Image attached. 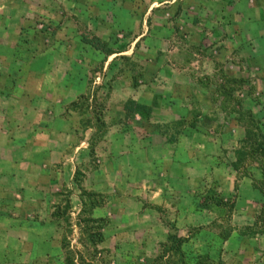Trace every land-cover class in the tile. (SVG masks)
I'll list each match as a JSON object with an SVG mask.
<instances>
[{"label": "crops", "instance_id": "1", "mask_svg": "<svg viewBox=\"0 0 264 264\" xmlns=\"http://www.w3.org/2000/svg\"><path fill=\"white\" fill-rule=\"evenodd\" d=\"M228 59L264 82V0L0 2V264H67L60 188L101 222L109 264L174 234L227 264H264L245 211L264 202L261 175L231 178L223 97L196 81ZM253 92L261 118L264 83ZM229 193L239 210L225 232Z\"/></svg>", "mask_w": 264, "mask_h": 264}, {"label": "rangeland", "instance_id": "2", "mask_svg": "<svg viewBox=\"0 0 264 264\" xmlns=\"http://www.w3.org/2000/svg\"><path fill=\"white\" fill-rule=\"evenodd\" d=\"M5 1L6 0H0L1 3ZM31 21L33 22V17L31 18ZM228 61L229 62L227 63L218 62V65H216V68L218 69L216 76L209 77L201 75L197 77L196 81L205 87H210L211 85L217 86V91L213 93L215 101L220 102L222 100L221 97H223V105L222 107L220 106V109L227 114V126L229 132L233 136V140L230 144L231 156L229 158L231 163V178H254L253 176L258 173L261 175L258 182L261 184V189L264 192V153L262 151V148L264 147V114L259 118V116H255L253 108L248 107L252 104L250 102L253 100V97H256L257 99L260 97L259 95L254 94L253 90L257 85L264 83L262 80L263 78L259 80V78L247 77L245 74L240 77L236 76L238 70L244 71L245 68L249 69L248 65L243 63H240L239 65V63L232 59H228ZM225 69H227L229 73H225ZM219 86H223L226 92H221ZM248 97L251 100L247 99ZM244 101L246 102V105L243 103ZM188 102L194 117H198V115L202 114L203 111L201 105H199L200 103H198V99L196 100L195 97H193ZM262 113H264V109L262 110ZM220 126L221 125H219V128ZM253 168H257L259 172L253 171ZM232 169H234L233 172ZM212 182H210V184ZM66 190L67 189L62 190L61 188L55 190V196L57 198L55 199L54 213H58L65 222L63 227L64 235L62 238V244L66 250L65 256L67 264H77L75 261H77L78 264H91L88 263V261L91 262L97 259L102 264H109L110 258L107 256L109 254H105L103 249L96 248L97 244H101L104 241V237L101 233L103 227L101 222L96 223L90 219L91 214L87 207L78 215L77 204H72L70 201L71 199L69 200L72 191L65 193L64 191ZM215 192L212 191L213 198H215ZM228 195L227 201L221 200L220 195L217 198L219 202L224 201L223 204H226L227 210H225L224 219H226V212L230 216L229 224H223V226H226L225 232L234 227L233 217L238 215L239 210L236 207L237 195L234 193H229ZM207 198L209 197L207 196ZM257 202L258 204L254 206L255 209H251V206L245 211H247V214H250L251 212V214H253L254 212L253 219H255V225L253 228L257 226L258 231H263L264 223H261V220H264V202ZM22 208L33 211V205L22 206ZM139 209L140 206L135 207L134 212L139 211ZM79 220H81L83 227L79 226ZM141 230L142 229H135L134 235ZM169 237L166 242L161 244L158 251L153 254H145L138 251L133 252L132 259L135 264L138 262L141 264H154L155 259L161 255L165 246L171 245ZM77 247L79 249H77ZM133 247L135 250L138 248L137 245H134ZM203 249V247L187 248L184 245V250L186 251L188 261L190 262L194 260V256L205 254ZM99 253H101V255H99ZM124 255L125 254L123 253L116 254V260H123ZM212 259L216 262L221 260L223 264H227L228 262L227 260H224L222 256H216Z\"/></svg>", "mask_w": 264, "mask_h": 264}, {"label": "trees", "instance_id": "3", "mask_svg": "<svg viewBox=\"0 0 264 264\" xmlns=\"http://www.w3.org/2000/svg\"><path fill=\"white\" fill-rule=\"evenodd\" d=\"M135 105L134 102H131ZM128 111H133L127 106ZM140 115L145 116L144 111L148 109L144 106L138 105L135 109ZM264 153V147L262 148ZM56 217H61L58 213L54 214ZM188 238L171 235L169 237V242H171L170 246H165L161 255H159L154 264H223L221 260L214 261L210 255L208 254H199L194 256V260L192 262L188 261V257L186 255V251L184 250L185 243L188 242Z\"/></svg>", "mask_w": 264, "mask_h": 264}]
</instances>
